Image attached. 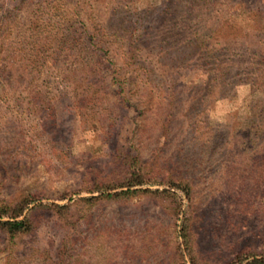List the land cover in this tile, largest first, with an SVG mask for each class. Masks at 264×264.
Returning a JSON list of instances; mask_svg holds the SVG:
<instances>
[{"label": "rangeland", "instance_id": "374dc122", "mask_svg": "<svg viewBox=\"0 0 264 264\" xmlns=\"http://www.w3.org/2000/svg\"><path fill=\"white\" fill-rule=\"evenodd\" d=\"M45 1L0 0V40L19 48L14 60L38 54L0 72V204L18 196L35 198L28 208L66 204L77 221L36 208L31 232L10 242L0 232V264L45 255L54 264H180L182 211L175 221L143 195L80 201L99 194L86 191L93 179L120 178L117 150L132 145L144 168L164 167L165 175L170 167L188 185V201L169 189L189 217L198 263L264 253V0ZM134 6L144 14L134 25L144 37L139 62L128 64L129 37L108 24L134 18ZM37 8L50 18H31L48 33L35 39L34 22L22 17ZM81 23L106 47L99 72L77 40Z\"/></svg>", "mask_w": 264, "mask_h": 264}, {"label": "trees", "instance_id": "16d2710c", "mask_svg": "<svg viewBox=\"0 0 264 264\" xmlns=\"http://www.w3.org/2000/svg\"><path fill=\"white\" fill-rule=\"evenodd\" d=\"M61 1L62 0H46L45 2L46 5L54 4V6H58L57 4ZM66 1L69 2L71 0ZM127 6L131 8L130 5ZM73 8L75 9V6H73ZM136 10L137 8L136 6H134L132 11L130 12L132 15H134V18L132 19L126 20L125 15L118 16L119 21L120 19L126 20L124 23V27L121 26L120 28H118V19L117 21H115V23L108 24L109 29L112 30L115 35L118 34L119 36L120 31H126V35H128L127 37H129V42L126 44V49L123 50V57L128 60V64L139 62L141 57V55L139 54V51L141 49L139 42H141L144 37L142 31H137V26H134L136 23H138L139 25L143 23L142 21H144V14L140 15V12H135ZM41 14H45L47 18H50V16L46 12H43L37 8V10H33L31 12L29 11V9H25L22 19H27V21H29L31 20V18H36ZM65 21L66 26L69 22V18H66ZM4 24H8V22H5ZM40 26L41 25L38 22H34L33 27H36L35 31H32V29H28V31L31 32L29 36H33V38L37 39L39 37H42L43 34H48L45 31V28H41ZM69 27H71V25L68 23L67 29ZM77 40L80 42V44H83L82 48L86 47L87 50L91 49L89 60H94V64L102 65L101 67L96 68V71L99 72V70L103 68V64L101 63V61L107 58L105 57L106 47L103 45L104 42L102 40L95 39L92 30L85 23H83V25L81 23ZM108 42L109 40L107 41V43ZM17 49L19 48H15L11 45V43L6 42L5 40H0V60L3 61L0 72H3L5 70L13 71L20 64L23 66H27L29 63L32 62V60H36L38 58V54H34L33 57L36 58L32 60L30 58H17L14 60L13 52L18 51ZM34 51L38 50H34L33 48L31 52ZM7 60H9V62H7ZM109 64H112V62H109ZM105 66L107 65L105 64ZM111 74L116 75L113 72ZM125 79L128 81V84L132 82V80H129L131 79V75H127ZM119 83L122 85L123 81H120ZM121 85L118 89V95L120 99L125 102L124 105L127 106L129 103L127 101L126 94L122 93L123 89L121 88ZM127 89L128 88H126V90ZM166 91L170 97L168 102H172V89L169 88ZM111 114L116 115L117 113L111 112ZM165 122L166 121H163L161 125L162 131L163 128H165ZM116 148L118 147L116 146ZM117 151L119 154H123L122 164L125 165V169L122 171L123 174H120V178L118 180L113 179L114 176H112L111 173L106 177L93 179L92 182L89 183V188H86V191H98L99 194L88 195L86 197L81 198L80 201L86 204H91L99 200H128L134 195H143L148 196L158 202L161 210L166 214L171 215V217L175 221L178 220V215L182 211V218L178 225V233L181 240H176L175 248L177 258L180 260V264H185L184 254H186L189 264H201L198 263V259L195 256L196 254H194V246L196 245L195 237L192 233L193 230L192 225L189 221V217L185 213V208L183 210L181 209V197L175 191H171L169 189V187L176 188L179 192H181V194L185 195L186 200L188 201V185L180 177L172 176L170 172V167L166 169L165 175H163L164 167L163 169H161L160 167L156 166L154 170L152 168H144L141 160L138 157V154L134 153V151H137V149L134 148L133 145L126 152L121 150ZM151 185H162L163 187L151 188ZM34 201V197L18 196L12 203L0 204V232L5 235L6 239L9 242L14 237L27 234L36 227L37 215L36 213L34 214V212L38 207H42L47 211L55 212V214L61 221H68V218H70V222L72 224L74 223L75 225L77 221L76 215L75 213L67 214L68 205H47L35 203L28 208V205L34 203ZM67 244H69V241H63L62 244H60L59 249L61 248L64 251V248H66ZM58 254L59 259H64L62 257V253L58 252ZM48 256L49 255H45L43 259H41L35 264H54L53 260H51V258H49ZM244 260L246 261L243 264H264V253H246L245 251L240 250L235 253L232 259L226 262H221L219 264H241Z\"/></svg>", "mask_w": 264, "mask_h": 264}, {"label": "clouds", "instance_id": "9594fccd", "mask_svg": "<svg viewBox=\"0 0 264 264\" xmlns=\"http://www.w3.org/2000/svg\"><path fill=\"white\" fill-rule=\"evenodd\" d=\"M243 90H244L243 86H239L238 89H237V91H238L241 95L243 94ZM213 115H215V113H213Z\"/></svg>", "mask_w": 264, "mask_h": 264}]
</instances>
